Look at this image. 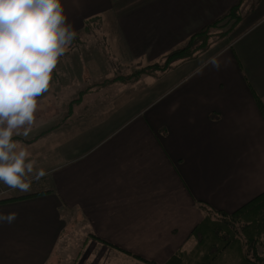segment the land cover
I'll list each match as a JSON object with an SVG mask.
<instances>
[{
    "label": "crops",
    "instance_id": "obj_1",
    "mask_svg": "<svg viewBox=\"0 0 264 264\" xmlns=\"http://www.w3.org/2000/svg\"><path fill=\"white\" fill-rule=\"evenodd\" d=\"M130 1L62 0L76 32L64 56L76 58L78 45L97 47L90 44L98 36L101 47L119 46L121 55L150 65L189 39L194 34L189 35L190 28L201 30L239 3L243 20L235 30L242 33L181 77L169 95L162 94L140 111L137 117L143 119L136 117L120 134L125 121L106 137L107 132L80 139L83 144L75 153L84 151L63 163L58 147L64 132L49 127L69 123L75 128L87 121L100 102H91L90 96L121 77L73 90L67 98L55 85L56 116L34 121L38 134L32 148L24 145L23 137L15 141L19 147L35 149L43 139L52 140L46 157L45 147L41 155L29 152L34 172L39 164L52 167L39 179L33 172L27 192L0 182V201L15 198L0 202V213H16L11 223H0V264L65 263L73 234L119 244L140 241L145 234L140 228H147L159 242L180 234L185 238L190 226L204 217L200 202L233 212L264 192V118L254 95L264 102V0H149L137 11L126 12ZM50 99L37 98L35 113L43 119L53 112ZM67 103L65 112L62 104ZM45 125L52 126L42 130ZM48 174L51 180L38 184ZM154 225L164 230L152 231Z\"/></svg>",
    "mask_w": 264,
    "mask_h": 264
},
{
    "label": "rangeland",
    "instance_id": "obj_2",
    "mask_svg": "<svg viewBox=\"0 0 264 264\" xmlns=\"http://www.w3.org/2000/svg\"><path fill=\"white\" fill-rule=\"evenodd\" d=\"M148 2L149 0H132L129 2V8H126V12L137 11L139 7H142ZM198 28L199 26L190 28L188 30L189 35L197 32ZM217 29L219 31L216 29L211 30V34L213 35L209 40L208 50L204 52H196L195 56L190 59H182L173 63L169 69H167L165 72L158 73L155 77L152 75L144 74L138 80L130 81L127 83L122 79L114 81L115 79H112L111 77H129L140 68L149 64V62L147 63L144 59L131 58L129 55H121L122 52L119 46L114 49L101 47V40L98 36L94 38L90 44L97 47H91L84 44L78 45L76 47L78 55L76 58H73V56H69L67 58L63 56L62 60L58 62L56 69L52 73V79L46 91L47 94H43L37 97L41 100L42 97L49 96L51 98V105L48 108L53 112L46 113L44 119L43 116H41L39 113H34V121L42 123L46 119V117L52 118L53 116H56L54 112H56L58 106H54L52 104L54 97L52 88L55 85H59L58 90L60 96L62 98H67L66 93L72 92L73 90L79 91L89 87L103 85L102 83H104L107 78H111L107 80V82H112L113 80L114 82H116V84L113 82L114 84L110 83L111 85H104V91H99L97 94H92L90 96L91 102H100L99 105H97L98 110H93L91 112V118H89L87 121L78 123L75 128L70 127L69 123L58 128L52 126L53 124L45 125L42 128V130H44L49 126H52L49 127V129L53 128V131L56 130L55 132H64V136L58 147V150L60 152L59 159H61V162H67L78 153L84 151L82 149L79 150L78 153H75V150L79 149L80 145L83 144L79 142L80 139L93 136L101 137L107 132V134L104 136L106 137L114 133V131L118 129H113L115 125L121 123L122 121H125L124 126L121 127L117 132V134H120L124 130V128L129 126L137 118L143 119L141 115L137 117L140 111H143L145 107L154 102L155 99H157L159 96L167 93L169 89L175 86V83L185 74L197 69L198 67L209 61L216 53L224 49L231 41H233V39L237 35L242 33V30L234 29L225 37H219V33L225 32L227 27H223L222 25ZM246 37H248V35H246L244 38L246 39ZM113 42L118 44V41L115 38L113 39ZM188 42L189 39L180 42L178 45L171 48L168 54L174 50L187 46ZM168 54H166L164 57H156L151 61V63H164L165 58ZM96 92L97 90L95 89L93 93ZM169 94L170 92H168L166 95ZM55 97L58 96L56 95ZM100 105L102 107H100ZM68 107L69 103H67L66 105L62 104V108L65 112H67ZM64 111L60 109L61 113H63ZM60 122V119L56 121V123ZM37 126H35V124H32L27 136H13V140L20 141L24 138V145L28 144V146L32 148L34 146V143L32 142H34L33 140L38 134L36 132ZM21 131H23V129H21ZM53 134L54 133H52L51 136ZM56 135H59V133H56ZM51 142L52 140L44 141L43 139L40 145L41 148L45 147L44 157L49 154L48 151L53 147L51 145ZM31 148H28L26 150L34 155L37 153H39L40 155L42 154L43 149L39 147H36L35 149ZM56 154L57 153L54 152L53 156L55 157ZM59 159H49L45 160L44 162L48 163L50 162V160H52L53 165H55L59 161ZM50 167H52V165H44V163L39 164V167L35 169V171L43 169L46 172L50 169ZM50 178L51 177L48 174L45 178L38 180V184L43 185L44 183L51 180ZM46 179L48 181H45ZM1 194H4V191L0 189V195ZM199 209L204 211V209L201 207V204L199 206ZM217 210H225L227 212H230L226 209L215 208V210H213V215L216 218H218L217 215H219ZM233 210L237 209L233 208ZM203 216H205V212ZM202 220L196 222L194 224L195 226H190V232L185 238L183 236L184 234H180L177 238L168 240L167 242H159L158 240H155V235L148 234L147 228H140L141 232L145 233L141 234L140 241L133 242L126 240L118 242L119 244H116V242H104L102 239L96 237L95 235L93 236L92 234H73V240L69 248L71 255L65 259V263L61 262V264H147L144 261H141L138 258L134 257L133 254L139 256L140 259H147L155 262L156 264H165L174 255H180V251L182 249H186V251L188 250V253L191 254L192 258L189 263L197 264L202 261V257L192 254V251L195 249V245L198 242L196 237H194L192 233L195 227L200 222H202ZM186 223L190 225V222L187 220L185 224ZM154 226L152 231L156 229L164 230L163 225H159L161 227L155 226V228ZM157 235H159L160 237L165 236V234ZM201 236L203 237L204 249H207L209 246L219 245L218 242L210 240L206 236V234H201ZM181 238L183 239L180 240ZM261 242L262 243L259 245V252L263 253L264 235ZM121 248L125 249L128 252L125 253L121 251ZM111 252H113L112 256L109 255ZM227 254L229 256L228 262L237 260L236 255L238 254L236 253L235 249L232 252H228ZM222 262L223 261L219 258L214 264H221Z\"/></svg>",
    "mask_w": 264,
    "mask_h": 264
},
{
    "label": "clouds",
    "instance_id": "obj_3",
    "mask_svg": "<svg viewBox=\"0 0 264 264\" xmlns=\"http://www.w3.org/2000/svg\"><path fill=\"white\" fill-rule=\"evenodd\" d=\"M75 37L62 0H0V182L12 189L27 192L34 172L13 136L28 135L37 97ZM45 174L36 170L35 178ZM15 219L0 213V223Z\"/></svg>",
    "mask_w": 264,
    "mask_h": 264
},
{
    "label": "trees",
    "instance_id": "obj_4",
    "mask_svg": "<svg viewBox=\"0 0 264 264\" xmlns=\"http://www.w3.org/2000/svg\"><path fill=\"white\" fill-rule=\"evenodd\" d=\"M242 20L243 16L240 13L239 3L232 7L227 14L194 33L189 38L187 46L169 53L164 63H154L144 66L129 77H121L120 79L127 83L138 80L144 74L155 77L158 73L165 72L169 69L173 63L182 59H190L195 56L196 52L208 50L209 40L213 35L211 34V30L223 25L227 29L225 32L219 33V37H225ZM254 95L264 118V102L255 92ZM13 199L15 198L1 200L0 202ZM200 204L204 209L205 216L192 233L198 241L192 254L202 257V261L197 264H214L219 258L223 261L221 264H264V252H259V245L262 243L261 241L264 235V192L233 212L217 210L220 215H217L218 218L213 215L215 208L204 202H200ZM201 234H206L210 240L218 242L219 245L209 246L207 249H204ZM103 241L105 242V240ZM234 249L238 254L236 255L237 260L228 262L229 256L227 253L232 252ZM120 250L125 253L128 252L122 248ZM180 253V255H174L165 264H183L184 262H186L184 264H190L189 261L192 256L188 253V250L182 249ZM133 256L147 264H156L147 259H140L137 255L133 254Z\"/></svg>",
    "mask_w": 264,
    "mask_h": 264
}]
</instances>
